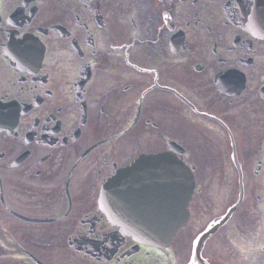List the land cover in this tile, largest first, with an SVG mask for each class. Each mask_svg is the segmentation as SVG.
<instances>
[{"label": "flooded vegetation", "instance_id": "flooded-vegetation-1", "mask_svg": "<svg viewBox=\"0 0 264 264\" xmlns=\"http://www.w3.org/2000/svg\"><path fill=\"white\" fill-rule=\"evenodd\" d=\"M161 153L195 182L165 249L100 204ZM227 193L201 257L264 264V0H0V264H189Z\"/></svg>", "mask_w": 264, "mask_h": 264}, {"label": "water", "instance_id": "water-1", "mask_svg": "<svg viewBox=\"0 0 264 264\" xmlns=\"http://www.w3.org/2000/svg\"><path fill=\"white\" fill-rule=\"evenodd\" d=\"M116 175L104 185L101 195L109 219L139 243L167 246L187 219L194 187L189 168L162 154L138 160ZM211 232L204 234L199 246Z\"/></svg>", "mask_w": 264, "mask_h": 264}, {"label": "rangeland", "instance_id": "rangeland-1", "mask_svg": "<svg viewBox=\"0 0 264 264\" xmlns=\"http://www.w3.org/2000/svg\"><path fill=\"white\" fill-rule=\"evenodd\" d=\"M256 143H259V141H256ZM248 158L250 160V161H248V165H247L248 168L246 167L244 169H248V173H249L250 167H251V161H252L251 155H249ZM258 180H262V177H258ZM216 189L217 188H215V190ZM216 192H217V190H216ZM233 200H234V197L233 196L230 197L229 194L227 193L226 197H225V195H219L215 199H213V200L211 199L210 201L211 202L213 201L215 203L217 213L222 214V213L226 212V209L232 204ZM209 215H216V214L209 212ZM193 220H195V219H193ZM208 220H209V218L207 219V221ZM190 222L192 223V221H190ZM247 224L248 223L245 224L243 221V225L241 227L242 233H246ZM252 226H253V224H252ZM227 248H228V246H227ZM240 248L242 251H245V249H243V247L240 246ZM203 254H204L205 258H208V259L210 258L212 261H216L220 264H243V263H237L235 261H232V260H234V257H228V255H224L223 254V248L221 246L218 247L217 243H213V242H211L210 244H207V246L203 250ZM183 258L184 257H179V259H183ZM254 258H256V255L252 254V256H249L248 260H251L255 264L256 260ZM242 259H246L244 253L241 254L240 260L242 261Z\"/></svg>", "mask_w": 264, "mask_h": 264}, {"label": "snow or ice", "instance_id": "snow-or-ice-1", "mask_svg": "<svg viewBox=\"0 0 264 264\" xmlns=\"http://www.w3.org/2000/svg\"><path fill=\"white\" fill-rule=\"evenodd\" d=\"M189 264H195V261L194 260H190Z\"/></svg>", "mask_w": 264, "mask_h": 264}]
</instances>
